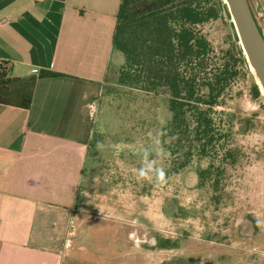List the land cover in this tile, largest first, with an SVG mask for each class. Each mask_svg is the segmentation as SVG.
<instances>
[{"label": "rangeland", "instance_id": "rangeland-1", "mask_svg": "<svg viewBox=\"0 0 264 264\" xmlns=\"http://www.w3.org/2000/svg\"><path fill=\"white\" fill-rule=\"evenodd\" d=\"M247 1L264 38L260 2ZM197 27L212 46L209 74L223 64L233 74L210 111L214 145L164 133L168 94L108 73L62 264H264V94L228 9Z\"/></svg>", "mask_w": 264, "mask_h": 264}, {"label": "crops", "instance_id": "crops-1", "mask_svg": "<svg viewBox=\"0 0 264 264\" xmlns=\"http://www.w3.org/2000/svg\"><path fill=\"white\" fill-rule=\"evenodd\" d=\"M120 0H0V62L40 71L29 107L0 103V264H62L98 97L121 66ZM122 54V53H121Z\"/></svg>", "mask_w": 264, "mask_h": 264}, {"label": "trees", "instance_id": "trees-1", "mask_svg": "<svg viewBox=\"0 0 264 264\" xmlns=\"http://www.w3.org/2000/svg\"><path fill=\"white\" fill-rule=\"evenodd\" d=\"M207 1L120 0L112 44L124 56V63L106 73L114 71L119 84L147 92L164 90L171 112L164 133L178 134L179 143L190 141L193 134L204 151L216 140L210 111L233 76L224 64L209 74L212 46L197 26L216 18L221 6L227 9L222 0L220 7H206ZM237 53L245 62L239 44ZM5 69L0 62V103L21 107H29L37 77L56 74L40 71L19 78L7 76ZM253 88L258 95L257 84ZM184 165L185 161L179 162L175 170ZM205 172L201 170L200 176Z\"/></svg>", "mask_w": 264, "mask_h": 264}, {"label": "water", "instance_id": "water-1", "mask_svg": "<svg viewBox=\"0 0 264 264\" xmlns=\"http://www.w3.org/2000/svg\"><path fill=\"white\" fill-rule=\"evenodd\" d=\"M234 25L243 55L264 94V38L247 0H223ZM264 11V0H259Z\"/></svg>", "mask_w": 264, "mask_h": 264}, {"label": "built area", "instance_id": "built-area-1", "mask_svg": "<svg viewBox=\"0 0 264 264\" xmlns=\"http://www.w3.org/2000/svg\"><path fill=\"white\" fill-rule=\"evenodd\" d=\"M71 235H72V232L68 230L66 233L65 239H64L65 248H67L71 244Z\"/></svg>", "mask_w": 264, "mask_h": 264}]
</instances>
